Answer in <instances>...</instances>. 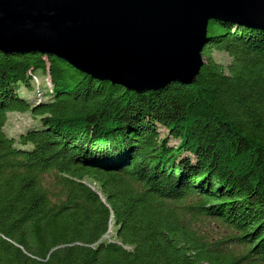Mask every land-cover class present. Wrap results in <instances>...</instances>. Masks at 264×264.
<instances>
[{
  "label": "trees",
  "instance_id": "obj_1",
  "mask_svg": "<svg viewBox=\"0 0 264 264\" xmlns=\"http://www.w3.org/2000/svg\"><path fill=\"white\" fill-rule=\"evenodd\" d=\"M207 35L195 83L142 94L0 53V264H264V30Z\"/></svg>",
  "mask_w": 264,
  "mask_h": 264
},
{
  "label": "water",
  "instance_id": "obj_2",
  "mask_svg": "<svg viewBox=\"0 0 264 264\" xmlns=\"http://www.w3.org/2000/svg\"><path fill=\"white\" fill-rule=\"evenodd\" d=\"M210 21L264 30V0H0V53L142 94L195 83Z\"/></svg>",
  "mask_w": 264,
  "mask_h": 264
},
{
  "label": "rangeland",
  "instance_id": "obj_3",
  "mask_svg": "<svg viewBox=\"0 0 264 264\" xmlns=\"http://www.w3.org/2000/svg\"><path fill=\"white\" fill-rule=\"evenodd\" d=\"M214 56L221 63L226 64L228 62V58L224 55L215 53ZM29 95H32V92H29ZM34 124L35 120H33L29 115L14 113L8 116L6 130L9 135L16 136L19 132L33 126ZM204 230L215 237L223 236L225 232V229L222 225L213 221L206 222L204 225Z\"/></svg>",
  "mask_w": 264,
  "mask_h": 264
}]
</instances>
